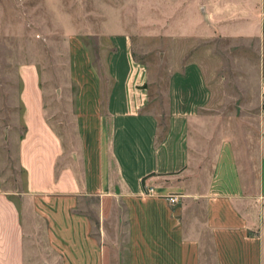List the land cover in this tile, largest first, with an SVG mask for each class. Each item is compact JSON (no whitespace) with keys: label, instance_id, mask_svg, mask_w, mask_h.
Returning a JSON list of instances; mask_svg holds the SVG:
<instances>
[{"label":"crops","instance_id":"obj_1","mask_svg":"<svg viewBox=\"0 0 264 264\" xmlns=\"http://www.w3.org/2000/svg\"><path fill=\"white\" fill-rule=\"evenodd\" d=\"M155 1L157 37L176 55L165 110L123 16L100 29L99 65L71 21L59 78L42 59L18 66L0 264H114L124 237L128 264H264V0Z\"/></svg>","mask_w":264,"mask_h":264},{"label":"rangeland","instance_id":"obj_2","mask_svg":"<svg viewBox=\"0 0 264 264\" xmlns=\"http://www.w3.org/2000/svg\"><path fill=\"white\" fill-rule=\"evenodd\" d=\"M60 8L62 12H59ZM0 10L6 16L4 28L0 30V157L8 168H13L16 159V146L9 138H12L15 121L22 114L18 102L21 88L18 66L32 59H42L50 75L59 78L62 69L57 66L68 61L66 36L59 31L66 32L65 28L71 21L77 27L78 38L88 46L92 59L99 65L101 60L108 59V53H101L100 46L109 43L104 37L100 41V29L104 22L123 16L132 29L135 59L149 66L153 105L165 110L167 83L176 55L171 41L163 43L157 37L158 8L155 0H0ZM13 25L20 26V37L13 36ZM212 44L217 48L213 58L215 66L224 65V39L213 40ZM221 71L224 72V66ZM63 73H66L65 68ZM51 82L58 86L56 78ZM217 90L221 98L215 101V106L224 108V84H220ZM237 119L232 117L229 121L237 125ZM16 131V135H21L22 128ZM94 204L90 201L87 207L95 219ZM114 248L117 256L114 264H128L129 249L125 237Z\"/></svg>","mask_w":264,"mask_h":264},{"label":"built area","instance_id":"obj_3","mask_svg":"<svg viewBox=\"0 0 264 264\" xmlns=\"http://www.w3.org/2000/svg\"><path fill=\"white\" fill-rule=\"evenodd\" d=\"M171 204L175 205L179 202V196L176 194H170L167 196Z\"/></svg>","mask_w":264,"mask_h":264}]
</instances>
